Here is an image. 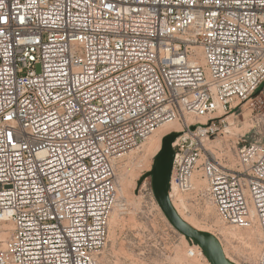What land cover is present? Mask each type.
<instances>
[{"label": "built area", "instance_id": "2783aa9c", "mask_svg": "<svg viewBox=\"0 0 264 264\" xmlns=\"http://www.w3.org/2000/svg\"><path fill=\"white\" fill-rule=\"evenodd\" d=\"M263 83L264 0H0V264H113L117 158L172 121L173 204L257 225L264 264V142L205 144Z\"/></svg>", "mask_w": 264, "mask_h": 264}, {"label": "rangeland", "instance_id": "374dc122", "mask_svg": "<svg viewBox=\"0 0 264 264\" xmlns=\"http://www.w3.org/2000/svg\"><path fill=\"white\" fill-rule=\"evenodd\" d=\"M231 114L233 112L224 114L220 121L212 125L213 137L205 144L206 147L214 150L218 159L235 167L239 160L237 155L239 148L251 142H264V83L251 98L239 106L234 115ZM140 146L129 152L137 153L143 147ZM149 156L147 157L148 164L146 160L141 162V165L138 160L131 159L116 163L118 179L116 209L119 221L112 222V213L109 222V242L103 252L104 257L113 264L204 263L203 259L188 256L190 243L186 236L171 224L160 207L153 191L151 177H147L139 185V180L152 169L155 156ZM149 162L152 163L150 168ZM124 173L129 178H127L129 185L125 190V195H121L119 190L121 185L124 189L126 187L122 180ZM198 198L199 196L192 192L178 193L174 202L181 210L183 208L186 214L197 219L196 221H199L204 228L214 232L226 249L228 259L238 264L255 262L261 250L260 228L257 225L240 227L224 222L213 204L209 202L200 204ZM183 203L186 204V209ZM211 207L212 210L209 209ZM227 230H230V233ZM232 230L246 233L242 236L238 235L241 237L239 238L231 234Z\"/></svg>", "mask_w": 264, "mask_h": 264}, {"label": "water", "instance_id": "95a60500", "mask_svg": "<svg viewBox=\"0 0 264 264\" xmlns=\"http://www.w3.org/2000/svg\"><path fill=\"white\" fill-rule=\"evenodd\" d=\"M180 135V132L174 131L163 137L162 146L155 155L152 169L139 180V185L147 177H151L155 197L171 224L186 236L190 244L200 245L211 264H236L226 257L219 238L210 231L192 226L180 215L170 198L169 191L175 157L174 142Z\"/></svg>", "mask_w": 264, "mask_h": 264}, {"label": "bare ground", "instance_id": "6f19581e", "mask_svg": "<svg viewBox=\"0 0 264 264\" xmlns=\"http://www.w3.org/2000/svg\"><path fill=\"white\" fill-rule=\"evenodd\" d=\"M226 129V128H225ZM182 130V126H181V124H180V122L179 121H172V122H167V123H165V124H163V125H161L160 127H158V128H156L154 131H153V133L149 136V138L147 139V141H145L146 143L143 145H141V146H143V147H141V149H140V151H138L137 153L136 152H134V153H130L129 151L128 152H126V153H124V154H122V155H120L118 158H117V162L118 163H123V162H126V161H128V160H138L139 161V163L141 164V162H143V161H145L146 160V162H147V157H148V155H150V156H152V157H154L158 152H159V150H160V148H161V146H162V139H163V137L165 136V135H167V134H169V133H171V132H174V131H181ZM139 148V147H138ZM132 152V151H131ZM128 153V154H127ZM130 153V154H129ZM149 156V157H150ZM129 163H130V161H129ZM128 163V164H129ZM147 164H148V162H147ZM127 165V164H126ZM126 165H125V167H126ZM139 165V164H138ZM142 165V164H141ZM151 165H152V163L151 162H149V168L151 167ZM122 166V165H121ZM124 167V168H125ZM148 167V166H147ZM125 169H127V168H125ZM124 170V169H123ZM127 171V170H126ZM129 173V172H128ZM127 173V174H128ZM126 173H124V176H123V178H122V180H123V184H126V187H125V189L124 188H122V185H121V189H119L120 190V193H121V195H123L124 193H125V190H126V188L128 187V185H129V181H128V177L125 175ZM129 174H131V173H129ZM140 174V173H139ZM125 176H126V178H125ZM128 178V179H127ZM121 182V181H120ZM201 182H204V180H202ZM198 184H201L200 182H198ZM120 187V186H119ZM174 189H175V187H174ZM127 192H128V190H127ZM125 195V194H124ZM129 195V194H128ZM131 196V195H130ZM180 199V198H179ZM118 202V201H117ZM183 202V201H182ZM174 205H175V207H176V209L178 210V212L180 213V215L186 220V221H188L192 226H194L195 228H197V229H200V230H206V231H210V232H212L211 230H209V229H206V228H204V226H202L201 225V223L199 222V221H196L195 219H194V217H191L190 215H188V214H186L185 212H184V210H183V208H182V210L176 205V202H174ZM183 206L185 207V209H186V204L185 203H183ZM116 207H117V204H116V206H115V208H114V211H113V216H112V222H116L117 220H118V217H119V214H118V212H117V209H116ZM210 207V206H209ZM188 209V208H187ZM209 209H211L212 210V207L211 208H209ZM208 209V210H209ZM207 210V211H208ZM186 211V210H185ZM210 211V210H209ZM211 212V211H210ZM208 213V212H207ZM215 213V212H214ZM119 221V220H118ZM114 224V223H113ZM234 226V225H233ZM235 228V227H234ZM227 229V228H226ZM233 229V228H232ZM229 233H230V230H227ZM249 232H251L250 230H249ZM261 232V231H260ZM212 233H214V232H212ZM228 233V234H229ZM246 233V232H245ZM245 233H243V232H241V231H231V234L232 235H236V236H242L243 234L245 235ZM227 234V233H226ZM249 236H250V234L249 233H247ZM230 235V234H229ZM228 235V237H230ZM238 236V237H239ZM251 236H252V233H251ZM231 237H233V236H231ZM236 238V237H235ZM239 238H241V237H239ZM226 250V249H225ZM202 261H204V263H202V264H211L210 263V261L208 260V258L205 256L204 257V259L202 260Z\"/></svg>", "mask_w": 264, "mask_h": 264}]
</instances>
